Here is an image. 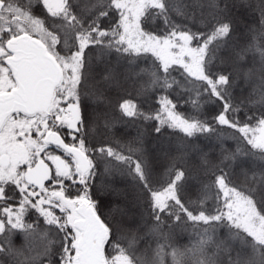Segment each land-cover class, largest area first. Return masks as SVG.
Returning a JSON list of instances; mask_svg holds the SVG:
<instances>
[{"label":"snow or ice","instance_id":"1","mask_svg":"<svg viewBox=\"0 0 264 264\" xmlns=\"http://www.w3.org/2000/svg\"><path fill=\"white\" fill-rule=\"evenodd\" d=\"M252 7L0 0V256L41 228L40 264H264Z\"/></svg>","mask_w":264,"mask_h":264},{"label":"trees","instance_id":"2","mask_svg":"<svg viewBox=\"0 0 264 264\" xmlns=\"http://www.w3.org/2000/svg\"><path fill=\"white\" fill-rule=\"evenodd\" d=\"M253 7L247 10V23L252 25L254 28H259V18L260 13L258 10V6L260 4V0H251ZM256 75L253 77V83L250 85H245L242 88H237L234 90V95L239 98L248 97L250 93L253 92L254 89H258L259 85V71L258 65ZM258 97L254 96V99ZM178 111L184 112L185 114L190 113L192 111L190 106H186L184 104L183 99L179 101L178 104ZM208 110H211V106H209ZM228 135L231 136V130H226ZM129 134L134 135V129L128 130ZM228 144L235 146L234 140L229 139L227 141ZM161 167L159 168V172L163 173L164 165L167 164V160L161 158L158 161ZM238 175V173H237ZM242 177H239L238 182H242ZM195 234L192 232L191 229L188 230L186 233H181L178 236V241L181 245L188 244L189 239L193 237ZM0 239H3L0 237ZM46 244V239L44 237V233L41 228H36L34 232L26 236L23 240L21 238V234L17 233L12 238L11 247L13 248L14 252H16L13 256H0V264H40V254L43 252L44 246Z\"/></svg>","mask_w":264,"mask_h":264}]
</instances>
